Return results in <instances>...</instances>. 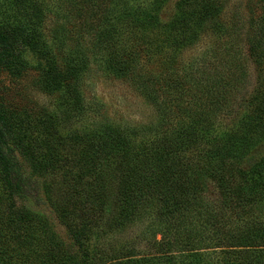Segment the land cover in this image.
Masks as SVG:
<instances>
[{"label": "trees", "instance_id": "obj_1", "mask_svg": "<svg viewBox=\"0 0 264 264\" xmlns=\"http://www.w3.org/2000/svg\"><path fill=\"white\" fill-rule=\"evenodd\" d=\"M169 1L65 0L53 46L39 11L29 35L0 31L2 55L21 39L45 62L41 83L64 121L88 124L33 141L0 103V180L18 231L41 222L17 206L40 178L72 242L48 248L44 264H264V154L252 158L264 143V12L237 40L225 0H178L164 21ZM203 33L208 52L180 61ZM93 69L130 82L156 120L95 119L82 90Z\"/></svg>", "mask_w": 264, "mask_h": 264}, {"label": "rangeland", "instance_id": "obj_2", "mask_svg": "<svg viewBox=\"0 0 264 264\" xmlns=\"http://www.w3.org/2000/svg\"><path fill=\"white\" fill-rule=\"evenodd\" d=\"M178 0H170L161 12V18L167 20L175 10ZM65 0H0V31L11 33L21 28L29 35L34 29L36 12L41 14V22L36 25L40 39L53 46L55 30L66 23L62 18ZM264 12V0H225L221 18L226 24L236 25L238 39L242 40L251 24ZM211 37L203 33L199 41L180 55V61L189 62L197 56L208 52ZM17 50L6 56L0 49V103L6 114L15 122L21 123L25 134L33 141L49 140L50 130L57 126V131L66 136L76 130L87 131L88 124L66 122L59 112V97L43 88V72L45 62L38 60L34 50L21 39L16 42ZM216 47V46H215ZM250 79L248 93L256 87L257 70L250 63ZM83 95L86 102L94 109L95 119H109L125 126L142 125L156 120L152 106L132 86L121 78L114 77L106 71L93 69L83 78ZM50 130V131H49ZM253 154V160L264 154V143ZM36 189L31 196L18 201L17 206L24 205L30 211L41 216L34 227L18 231L12 215V201L0 180V255L2 259L11 260L15 264L47 263L45 251L58 246L62 242L71 244L67 229L60 222L57 214L50 206L43 180L36 178ZM142 225H136L121 237L135 238ZM55 242L57 244H55ZM142 248V245H138ZM44 255V256H43Z\"/></svg>", "mask_w": 264, "mask_h": 264}]
</instances>
